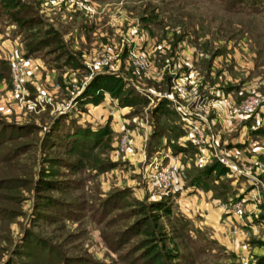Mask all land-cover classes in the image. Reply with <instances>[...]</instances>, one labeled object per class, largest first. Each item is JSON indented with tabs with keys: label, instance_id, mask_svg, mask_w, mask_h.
Here are the masks:
<instances>
[{
	"label": "rangeland",
	"instance_id": "rangeland-1",
	"mask_svg": "<svg viewBox=\"0 0 264 264\" xmlns=\"http://www.w3.org/2000/svg\"><path fill=\"white\" fill-rule=\"evenodd\" d=\"M77 1L0 0V264H148L141 246L150 237L159 250L172 252L162 256V264H254L264 249V226L252 222L251 205L246 203L244 217L250 214L251 219L246 225L219 209L227 219L241 223L242 244L237 239L235 245V236L225 226L217 227L216 220L203 219L205 211L217 207L212 198L226 201L234 192H243L240 182L245 184V178L224 176L214 184L209 176L199 191L194 187L186 191L175 176L169 190L157 193L154 170L170 165L167 160L172 157L158 160L157 168L147 165L150 159L144 151L157 148L155 137L149 142L148 134L145 138L149 108L120 106L111 96L99 106L73 101L81 85L95 72L113 67L118 58L116 70L131 75L140 87L168 89L162 77L175 68L181 75L195 76L198 90L228 86L236 103L258 94L257 108H264V0H95L96 4L86 0L91 12L96 9L98 14ZM19 2L20 13L14 11ZM62 2L91 14L80 11L67 19L49 11V3ZM108 8L110 13H100ZM140 13L151 18L149 32L141 28ZM19 15L28 20L15 23L14 16ZM70 26H77L79 34H69ZM50 27L57 30V39L49 35ZM172 34L180 38L170 55L180 60L176 65L171 60L159 64L155 53L160 47L154 46L165 44L158 40ZM33 44L37 48L29 50ZM74 45L85 48V66L65 62L64 49ZM132 49L146 56L145 64L132 61L128 52ZM101 52L110 57L106 65L95 68L92 61ZM24 55L39 60L41 76L24 65ZM19 60L23 66L15 87L12 69ZM50 64L66 72L56 80L54 91L45 76ZM68 69H73L74 80L67 77ZM117 122L122 123L117 127ZM214 130L220 134L217 147L232 151L227 139L237 129L226 134L215 125ZM98 136L96 146L83 147ZM248 136L257 147L253 160L242 163L253 169L255 160L264 161V132L249 130ZM234 147L243 157L244 145V150ZM186 156L187 166L176 165L178 173L187 172L182 176L185 184L194 158ZM219 186L224 191H217ZM164 197H169L170 211L156 216L148 204ZM179 214L185 223L178 221ZM144 218L154 232L149 237L142 231Z\"/></svg>",
	"mask_w": 264,
	"mask_h": 264
},
{
	"label": "crops",
	"instance_id": "crops-1",
	"mask_svg": "<svg viewBox=\"0 0 264 264\" xmlns=\"http://www.w3.org/2000/svg\"><path fill=\"white\" fill-rule=\"evenodd\" d=\"M82 1H86V0H82ZM91 3L96 4L95 0H89ZM102 1V0H101ZM96 8V6H95ZM110 8V7H109ZM109 8L107 10H102V12H100L101 14H108L111 12V10H109ZM60 9V11L58 10ZM49 11L51 13H57V12H61L63 15L66 16L67 19L70 18H74L76 15H78V13L81 11L82 15H88L91 13H96L98 14V12L95 10H93V12H89V14H87V12H84L83 9L78 8L76 6H74L73 4H69L67 2H62V4L60 6L56 5V4H52L50 5L49 3ZM76 13H73L75 12ZM76 14V15H75ZM62 15V16H63ZM100 16V15H99ZM111 16V15H110ZM52 21V20H51ZM72 30H69V34L71 33H78V27L75 26L74 28L71 26L69 27ZM83 28V27H82ZM85 28V27H84ZM68 34V35H69ZM147 35V34H145ZM148 37V35H147ZM84 40V39H83ZM82 40V41H83ZM146 44H148V42H146ZM79 45V44H78ZM78 45H74L73 47L69 48L70 52L75 54V60H70L68 63L69 64H73V65H82L85 66L84 63H86L87 61L85 60V48L83 47V49L80 50V48L78 47ZM159 43H157L154 47H160L159 50H161L162 52H164V50L166 49V44L160 45ZM79 48V49H78ZM154 49V48H153ZM127 50V48H126ZM76 51V52H75ZM137 51V50H136ZM143 51V50H141ZM23 54V53H21ZM20 54V55H21ZM24 58L21 59V61L23 60L24 65H27L29 68H33L34 70H38L36 68L37 64H40L38 59L32 58V56H28V55H24ZM156 59V58H155ZM179 57H167L165 58L162 62H160L159 60L156 59V62H160L159 64H165L167 65V61L171 60L172 63L174 65L178 64V60ZM119 59H114V61L116 62L115 64H113V67L111 66V68H109V71L111 72H115L118 71L116 70V65H117V61ZM64 63V62H63ZM150 63V61H149ZM148 63V64H149ZM157 63V64H158ZM26 66V68H27ZM175 68H171V74H169V88L168 89H156L152 86H148V85H141L142 87H140V85L138 86L137 84L134 83L135 88H139V89H143L145 92L143 93H147L146 95H149V101L147 102V104L144 106V108L147 107H151L154 103V97L157 96H161V97H165L168 100V104L170 107V112L169 113H161L158 114V123L161 127V131L158 133V135H156L155 141H156V146H157V150L153 148L148 147L146 149V151H144V153L149 156L151 154H153L155 151H162L166 154V158L168 157H172V160H167V162L171 163V167L173 170V174L175 176H177V178H179L178 180H180L181 185L183 186V180H182V176H185V172H181L178 173V170L176 169V165H178L179 168H182L183 163L188 164V160H187V156L184 154V152L182 150H176L173 151L171 148V144L170 142H177V144H181V145H187L188 142H190L191 144L195 145L196 150L192 153V155L194 156V160L198 161V160H202L201 157L206 155V151H208L206 148H203L202 150L199 149V145L197 143H195L192 139L191 136L189 135L188 132V126H187V120L191 119V118H197V120L199 121V123H201L202 127L205 128V133L207 132L206 128L207 126H210V128H215L219 126L221 130H224V133H228L226 132L227 130H236L237 129V133H233L232 139H227L230 141L229 146H227L228 148H235V146H238L239 148H242V146L244 145V153H243V157L240 156L239 159L234 160V163L238 166H243L246 165L244 163H242V161L246 162V160L251 161L250 159L253 160L254 155L252 153H255V147H257V145L254 143L256 142V140L254 139H249L251 136H248V132L249 130L251 131V128H253L252 126H255L259 123V121H261L260 123L263 124L264 123V108H258L257 110H255L254 112H252L251 115H253L251 118H249V115H244L242 113H240L239 109H238V104L234 102L236 100L235 95H232L231 91H229L228 89L224 90L223 88L219 87V86H212L210 87V89H206L204 90H198V88L196 87L197 85V80L194 78L195 76H190L188 75H184V74H180L179 71L174 70ZM61 69L55 67L53 64H50L49 66V74H45V76L49 77V80L52 81L53 83V89L52 91L55 90V88L57 87V83L56 80H59L61 78L60 75H62L63 77L65 76L66 72H60ZM70 70L67 73V77L70 80H74L75 75L73 74L74 71L73 69H68ZM30 74H33L34 71L32 72V70H29ZM32 72V73H31ZM161 73V72H159ZM35 76L38 75H42L41 71L38 70L37 73H34ZM74 75V76H73ZM80 75V74H79ZM78 75V77H79ZM184 75V76H183ZM163 76V75H161ZM88 76L84 75L83 78L86 79ZM158 79L160 78V75L157 77ZM164 78V77H162ZM83 79V80H84ZM138 82V81H137ZM136 82V83H137ZM174 82H184L189 86H192L201 96V101H200V108H195V101L194 99L191 97L189 98H184L183 96H181L180 94H177V92H175L174 88H173V83ZM216 85V84H215ZM83 86L81 85L80 89ZM51 91V90H50ZM114 98V97H113ZM108 96L105 95L103 97V99L100 101V103L97 104H92L94 106L96 105H105V102L107 101ZM76 100L73 101V104ZM240 102V101H238ZM87 103V102H85ZM262 111V112H261ZM197 112L199 116H194V113ZM171 114V115H170ZM148 118H146L145 120H147ZM179 120L181 123H179ZM148 122L145 125L146 127V132H145V138L147 135V141L149 142V140L152 138V129H153V123L151 120H147ZM122 122H117V125H120ZM178 123V124H177ZM180 124V126H179ZM115 126V125H114ZM118 127V126H117ZM181 127V129H180ZM229 130V131H230ZM219 134V133H218ZM243 134H245L244 136H242ZM220 135V134H219ZM243 137V138H242ZM249 145V148H245L246 145ZM255 146V147H254ZM226 147V146H225ZM230 150L227 149L226 153H229ZM199 152V153H198ZM168 155V157H167ZM231 158V156L229 157ZM244 159V160H243ZM246 159V160H245ZM191 161V159H190ZM232 161V160H231ZM183 162V163H182ZM233 162V161H232ZM229 177H233L231 180H235L238 177L239 178H244V175L242 174H237L234 173V171H232L229 168ZM260 176V173H259ZM240 181V180H239ZM243 186L241 188V190L243 191L244 189H246L245 187L247 186V184H243L242 182H240ZM192 188V187H191ZM190 187H188L187 189H185L186 191H191ZM180 189H183V187H181ZM229 197V196H228ZM213 204L215 205L214 202L217 201H221L219 198H212ZM248 205L252 206V202L251 200L249 201ZM198 206V205H197ZM252 208V207H251ZM207 209V207H206ZM218 209V211H217ZM202 210V209H201ZM208 210V209H207ZM227 216V215H226ZM222 211H219V208L216 207L214 209L205 211L204 215H203V219L205 221H209L208 219H212V220H216L217 223V227H219V224L221 226H225L227 229H225V231L229 230V233H231L230 235H234L235 236V241L234 244L236 245V241L237 239H239L240 243L242 244L243 238L241 234H239L240 232V228H242V225H246L243 224L241 226H239V222H233L229 219H227ZM209 217V218H208ZM207 219V220H206ZM220 221V222H217ZM215 223V224H216ZM219 223V224H218ZM237 224V225H236ZM223 229V228H222ZM239 230V231H238ZM238 231V233H237ZM239 234V235H238ZM224 239L226 240L225 242L228 241V238L224 237ZM228 244V243H227ZM233 244V245H234ZM231 247V246H229ZM262 247V245H261ZM242 248V245H241ZM261 252H264V249L260 250Z\"/></svg>",
	"mask_w": 264,
	"mask_h": 264
},
{
	"label": "trees",
	"instance_id": "trees-1",
	"mask_svg": "<svg viewBox=\"0 0 264 264\" xmlns=\"http://www.w3.org/2000/svg\"><path fill=\"white\" fill-rule=\"evenodd\" d=\"M17 5L18 6H16L14 11L15 12L19 11V13H20L23 4L19 2V3H17ZM138 18L141 22L140 23L141 28L145 29L147 32H149V30H150V28H149L150 23L149 22L151 21V18L147 14H143V13H140ZM25 20H28V19L21 16V15L14 16L15 23L21 24ZM52 30H54V31H52ZM51 33H53L52 34L53 38L55 35V37H56L55 39H57V33H58L57 30L50 27L49 28V35H51ZM47 34H48V32H47ZM179 38L180 37L178 36V34H172V36L170 38H168L167 40H165L164 38L161 40H158L159 42L168 44V47L164 50V52H161V50L159 51V49H158L155 53V58L157 60H159L160 62H162L165 58L170 57L171 56L170 54L174 53L173 51H175V49H176ZM56 42L58 43L57 47H59L61 41L56 40ZM35 44H33L32 47L30 46L29 50L36 49L37 45H35ZM126 48H127V46H126ZM64 50H65V58H64L65 62L68 63L70 60L76 61V59L74 58L75 54L66 50V48ZM125 55H126V50L123 51L121 57H123V56L125 57ZM132 81H133L132 76L127 74V73H125V75H124V73H122L120 71L111 72V71H109V69L99 70V71L95 72L90 77V79L87 80L86 83L83 85L81 91L77 95L76 101H78L80 105H82L85 102L91 103V104H97L103 99V97L105 95H107V96L114 97L120 106L132 107L136 104L137 105L141 104L144 107L148 102L147 95L143 92H140L137 88H135ZM163 81L166 83H169V76L165 75ZM222 87L224 88V90L228 89V86H225V87L222 86ZM147 108H149L147 110L149 112V120H151L153 123V129H152V135L153 136H152V138L153 137L156 138V135H158V133L161 131V127L158 123V114H161L164 112L169 113L171 109L169 107L168 100L165 97H161V96L154 97L153 105L151 107H147ZM263 113H264V111H263ZM251 114L249 115V118H251L253 116ZM179 123H181L180 120H179ZM179 126H180V124H179ZM252 127L253 128H251V132L256 133L258 130H262L264 132V125L263 124H261L259 127H257L256 125L252 126ZM180 129H181V127H180ZM99 130H100V128L97 130V132ZM96 138L97 139L92 138V142L88 141L85 145H83V147L90 148L93 145L96 146L99 143V141H98L99 136ZM170 144H171V148L173 151L182 150L185 155H188V154L191 155L197 148V147H195V145L191 144L190 142H188L187 145L177 144V142H175V141L170 142ZM262 159L264 160V158H262ZM191 162L193 163L192 168L186 169V171L187 170L191 171L188 174L187 184H185L183 182L182 187L187 186V187L202 188V187H204L209 176H211L212 182L214 184L218 183V180L223 178L224 176L227 178H230L228 176L229 167H227L225 164L220 162L214 156H211L209 159H207L205 161L203 160V162H202V160L201 161L200 160L195 161L194 159H192ZM185 176H187V172H186ZM260 177H262V178L264 177V171L260 173ZM46 181H48V180H45V182ZM44 186H45V188L50 187V185L48 186L47 184H45ZM219 187L220 188L217 189V191H221V192L224 191L223 186H219ZM231 196L232 197L230 199L235 200V199L242 196V192H240V193L234 192V194ZM164 198H165V200L161 199L160 202H157V201L154 202L153 201V202H150L148 204L151 209H153L154 211H157L155 213V215L158 214V212L162 213V214H168L169 213V211H170L169 206H168L169 205V200H168L169 197H164ZM258 208H259L258 212L255 215L253 214L252 222L254 221L257 224H261L264 226V203L261 202L258 205ZM177 218H178V221L182 220V223H185V222H183V221H185V218L182 215L179 214L177 216ZM142 225L144 227V229L142 231L146 235H148V237L150 236L151 233H154L153 230H150L148 228L147 218L143 219ZM150 239L147 240V242H144L142 244V246H141V249L143 252L142 255H143V257L148 259V261H147L148 264H162V260H161L162 256L169 257L172 255V252H170L169 250H159L157 248V244H155V242H152L153 237H150ZM260 240L261 239H258L257 241H260ZM259 255H260V258L258 260H255L254 264H264V252H262Z\"/></svg>",
	"mask_w": 264,
	"mask_h": 264
},
{
	"label": "built area",
	"instance_id": "built-area-1",
	"mask_svg": "<svg viewBox=\"0 0 264 264\" xmlns=\"http://www.w3.org/2000/svg\"><path fill=\"white\" fill-rule=\"evenodd\" d=\"M71 2L72 0H67ZM77 5L82 7L85 10L91 11L90 5L86 1L79 0L76 2ZM130 53V58L133 62L143 65L146 63V56L142 52H137L136 50H128ZM117 53L112 56H116ZM107 54L101 52L93 61L92 65L95 68H101L103 65H106L108 62ZM22 64L20 60L14 64L13 66V84L15 87L19 86V71L22 68ZM173 88L177 94H180L184 98H192L195 101V108H200L201 96L200 94L192 87L187 85L184 82H174ZM114 100H116L114 98ZM261 102V98L258 94H248L238 104V109L240 113L244 115H250L253 111L259 107ZM200 115L195 112L194 116ZM188 132L191 136V139L199 145V149L202 150L206 148L208 151L206 155L202 156V161L209 159L211 156L217 158L220 162L229 167L234 173L244 175L247 186L246 189L243 190L242 196L232 200L227 199L226 201H217L216 205L222 211H228V214L234 218L242 219V223L246 224L247 222H251L250 214H248V218L244 217L245 210L247 209L246 203L252 202V210L250 212L254 213V215L258 212V205L263 202L264 203V181L259 178V170H264V161L255 160V167L251 169L249 166L243 165L238 166L234 163V160L239 159V150L236 148H232V151L226 153L227 149L222 147H217L220 141V135L210 126H207V132L205 133V128L202 127L201 123L197 120V118H191L187 120ZM230 130V129H229ZM121 140H125L126 136L123 134L121 136ZM223 141V140H222ZM221 143V141H220ZM157 153V154H156ZM231 156V158L229 157ZM166 157V154L162 151L154 152L149 155L148 158L150 160L147 161V165H151L153 168L158 167V160L160 161L162 158ZM168 157V155H167ZM233 162H232V161ZM159 169H155V179L152 181L154 185H156L157 193H165L169 190V186L172 184V177H175L173 174L172 168L169 164L165 166L158 167ZM194 190L199 191L200 188L194 187ZM248 212V213H250Z\"/></svg>",
	"mask_w": 264,
	"mask_h": 264
}]
</instances>
